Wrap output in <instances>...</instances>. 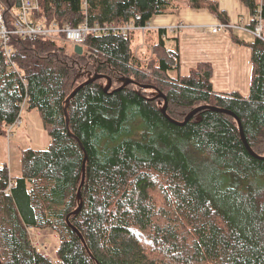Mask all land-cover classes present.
Here are the masks:
<instances>
[{
    "label": "trees",
    "instance_id": "obj_1",
    "mask_svg": "<svg viewBox=\"0 0 264 264\" xmlns=\"http://www.w3.org/2000/svg\"><path fill=\"white\" fill-rule=\"evenodd\" d=\"M38 1L37 16L48 24L140 27L181 0ZM189 1L224 17L217 0ZM243 1L254 29V15L264 22V0ZM150 31L161 52L152 78L131 47L134 30L90 33L91 52L83 55L53 39H20L17 69L7 66L0 45V135L28 107L40 112L51 136L46 148L23 150L20 175L0 164V264H264V158L249 152L238 120L204 109L179 125L163 113L159 94L133 83L119 88L126 79L155 85L176 120L202 104L228 108L264 156V31L250 42L230 30L252 51L247 96L217 92L209 62L182 74L178 43L167 45L178 37L166 28ZM31 227L57 232L56 261L35 244Z\"/></svg>",
    "mask_w": 264,
    "mask_h": 264
},
{
    "label": "crops",
    "instance_id": "obj_2",
    "mask_svg": "<svg viewBox=\"0 0 264 264\" xmlns=\"http://www.w3.org/2000/svg\"><path fill=\"white\" fill-rule=\"evenodd\" d=\"M217 2L224 12L223 18L207 6L195 7L189 0H181L174 12L155 15L151 21L155 27L162 28L185 23L168 35L178 37L176 40H167L171 48L176 43L179 45L182 74H188L199 62H209L213 66L212 81L217 92L238 91L247 96L250 93L252 51L247 45L237 43L233 35L250 42L255 39L249 27L252 15L243 0ZM221 21L238 23L240 27L232 31L233 35L230 32H211L210 27ZM172 74L176 73L172 71Z\"/></svg>",
    "mask_w": 264,
    "mask_h": 264
},
{
    "label": "rangeland",
    "instance_id": "obj_3",
    "mask_svg": "<svg viewBox=\"0 0 264 264\" xmlns=\"http://www.w3.org/2000/svg\"><path fill=\"white\" fill-rule=\"evenodd\" d=\"M185 23L183 22L179 28H175L173 30L168 29L167 35L170 33H174L178 31L181 27H183ZM147 28L143 29V27H135L133 40L131 43V47L138 58L144 63V67L151 74L150 78L154 77L156 72V65L158 61V56L161 55L159 48H156V40L157 37L153 34V31L146 32L149 30H156L162 27H155L152 21L148 22ZM168 28V27H165ZM236 28H231L230 30H234ZM211 30V29H210ZM228 31V33L230 32ZM132 31V30H131ZM211 32H213L211 30ZM254 35H257L251 30ZM214 33V32H213ZM226 33V32H224ZM64 47L66 52L70 53L72 49L64 42H58ZM63 57V56H61ZM77 66H81L82 62L79 59H76ZM84 66V73L86 75V71L90 70L89 66ZM88 67V68H87ZM91 73V72H90ZM95 77V76H93ZM116 83L119 84L118 78L115 80ZM112 84V82H111ZM134 86L136 88H140V86L136 83ZM153 85V84H152ZM155 86V85H154ZM145 92L151 96H155L156 91L150 88H144ZM161 90V89H159ZM162 92V91H161ZM6 132L3 135H0V163H6L10 168L12 176L20 175L22 172V154L23 150L32 147L35 149L46 148L51 143V136L49 134L48 129L44 125L42 116L40 112L36 109L29 110L28 107L22 111V123L17 126L6 127ZM159 206L161 207L164 204V199L157 191L156 194ZM31 236L33 237L35 244L39 246V248L48 255L53 261L57 259V249L60 243V238L57 232L51 228L45 229H33L31 230Z\"/></svg>",
    "mask_w": 264,
    "mask_h": 264
},
{
    "label": "built area",
    "instance_id": "obj_4",
    "mask_svg": "<svg viewBox=\"0 0 264 264\" xmlns=\"http://www.w3.org/2000/svg\"><path fill=\"white\" fill-rule=\"evenodd\" d=\"M39 11L40 4L38 0H0V45L7 66L17 69L13 59L15 51L14 42L20 39L49 38L53 39L56 43H66L73 51L76 45H81L83 47V54H85L91 52L89 51L90 46L86 42L90 33H100L109 30L126 33L127 31L129 32L136 29V26L131 22L124 26H117L114 23L90 26L87 22H83L76 27L72 26L70 23L61 25L58 22H52L48 24L37 16ZM254 17L258 21L255 28L251 30L258 36H261L264 31V22L259 14L254 15ZM182 23L183 22H180L175 26H169L166 28V32L168 29L173 30L179 28ZM147 25L140 27L145 29ZM238 27H240L238 23L221 21L211 26L210 29L214 33H219L228 32L231 28ZM21 123L22 119L18 120L17 124L9 127L13 128ZM10 185L6 191H8Z\"/></svg>",
    "mask_w": 264,
    "mask_h": 264
},
{
    "label": "water",
    "instance_id": "obj_5",
    "mask_svg": "<svg viewBox=\"0 0 264 264\" xmlns=\"http://www.w3.org/2000/svg\"><path fill=\"white\" fill-rule=\"evenodd\" d=\"M75 52L77 54H82L83 53V47L81 45H76L75 46ZM99 77H101L100 75H96L95 77L93 78H89L85 83H88L89 81L91 80H94V79H98ZM110 80V84L107 86L106 90L110 89L111 87V78L109 79ZM85 83L79 85L73 92L72 94L69 96V98L67 99L68 103L70 102V99L71 97H73V95L76 94V92L80 89V87H82ZM129 83H136L138 84L140 87H144V88H155L156 90H158L159 92V95L162 96L165 100V103H164V106L162 108V111L164 114H166L169 119L174 122V123H177L179 125H184L186 122H188L195 114L199 113L200 111L204 110V109H212V110H216V111H221V112H225V113H228V114H231L233 115L237 120H238V124H239V127H240V131H241V137H242V140L245 144V146L247 147V149L249 150V152L251 154H253L254 156L258 157V158H264V156L262 155H259L258 153H256L253 148L251 147V145L249 144L248 140H247V137L245 135V132H244V129H243V125H242V122L240 120V118L238 117V115L233 112L232 110L228 109V108H224V107H221L219 105H211V104H202V105H199V106H196L195 108H193L187 115L186 117L184 118V120H176L172 117H170L167 113V107H168V99L166 97V95L162 94L161 91H159V89L157 87H155L154 85L152 84H141L133 79H126L124 84H122L119 88H122L126 85H128ZM85 160H84V167H83V177H82V185L84 184L85 182V179H86V168H85ZM81 189V188H80ZM79 196L81 197V191L79 190ZM82 202L79 203V206L74 210L73 213L77 214L81 207H82ZM67 222L68 224L70 225V227L77 232V234L80 236V238L85 242L84 238H83V235L81 234V232L71 223L70 221V218L69 216L67 217Z\"/></svg>",
    "mask_w": 264,
    "mask_h": 264
},
{
    "label": "bare ground",
    "instance_id": "obj_6",
    "mask_svg": "<svg viewBox=\"0 0 264 264\" xmlns=\"http://www.w3.org/2000/svg\"><path fill=\"white\" fill-rule=\"evenodd\" d=\"M13 182V181H12Z\"/></svg>",
    "mask_w": 264,
    "mask_h": 264
}]
</instances>
